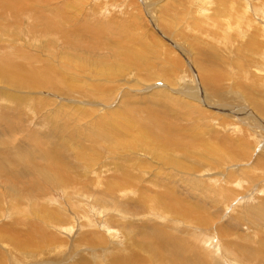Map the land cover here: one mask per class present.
Masks as SVG:
<instances>
[{"label":"rangeland","instance_id":"obj_1","mask_svg":"<svg viewBox=\"0 0 264 264\" xmlns=\"http://www.w3.org/2000/svg\"><path fill=\"white\" fill-rule=\"evenodd\" d=\"M263 49L264 0H0V264L147 261L155 241L264 264ZM43 204L73 232L45 226ZM40 224L63 241L18 250Z\"/></svg>","mask_w":264,"mask_h":264},{"label":"bare ground","instance_id":"obj_2","mask_svg":"<svg viewBox=\"0 0 264 264\" xmlns=\"http://www.w3.org/2000/svg\"><path fill=\"white\" fill-rule=\"evenodd\" d=\"M25 1V0H24ZM192 4V3H191ZM72 7V6H71ZM70 8V7H69ZM75 9V8H74ZM232 9V8H231ZM233 10V9H232ZM193 14L194 15H196V12L195 11H193ZM71 15V14H70ZM74 15V14H73ZM73 15H71V17H73ZM76 18V17H75ZM196 18H197V16H196ZM206 19H209V17L208 18H206ZM73 21V20H72ZM74 21H75V19H74ZM176 21V20H175ZM177 23V22H176ZM178 23H180V22H178ZM154 26V25H153ZM174 26V25H173ZM172 26V27H173ZM258 28V30H259V28L260 27H257ZM253 30V29H252ZM260 31V30H259ZM159 32H160V34H161V36H162V33H161V31L159 30ZM158 32V33H159ZM253 33V34H252ZM143 34V33H142ZM258 35H260V34H258ZM145 36V34H143V36H142V38ZM168 36V35H167ZM245 36H246V32H245ZM139 37V36H138ZM149 37V36H148ZM147 38V37H146ZM244 38V37H243ZM145 39V38H144ZM172 39V38H171ZM165 40H166V38H165ZM245 43H246V45H245V48L247 49V50H249V51H253L254 49H256V50H258L259 51V49L260 48H262V41L261 40H259V37L257 36V34H256V32L255 31H252L249 35L247 34V38L245 39V40H243ZM174 44V43H173ZM146 45V44H145ZM174 46V45H173ZM120 48V47H119ZM150 47L149 46H147L146 45V47H145V50H146V52L148 51V49H149ZM124 49V48H123ZM210 50V49H209ZM255 50V52H257ZM262 50V49H261ZM264 50V49H263ZM134 51V50H133ZM263 52V51H262ZM167 53V52H166ZM212 53V52H211ZM211 53H209V54H211ZM264 53V52H263ZM134 54V53H133ZM127 55V54H126ZM172 55V54H171ZM212 56V55H211ZM211 56H209V55H206V58H205V60H203V61H201L200 62V64H205L208 60H207V58L208 57H211ZM117 58V57H116ZM174 60V59H173ZM164 62V61H163ZM214 65V64H213ZM212 65V66H213ZM26 66V65H25ZM162 66V65H161ZM177 66H178V63H177ZM28 68V67H27ZM172 68V67H171ZM170 68V70H172ZM174 68H175V66H174ZM173 68V69H174ZM210 68V67H209ZM213 68H215V67H213ZM19 69V68H18ZM170 70H169V72H170ZM213 70V69H212ZM162 71V70H161ZM166 72V71H165ZM176 74V73H175ZM216 75V74H215ZM21 76V75H20ZM55 76V75H54ZM53 77V76H52ZM57 77V76H56ZM212 77H213V75H212ZM53 78H55V77H53ZM211 78V77H210ZM59 79V78H58ZM61 79V78H60ZM201 79H202V77H201ZM53 80V79H52ZM204 80H209L208 79V76H205L204 75V77H203V80H202V83H203V81ZM210 84V83H209ZM200 85V87H201V84H199ZM245 86V85H244ZM246 87V86H245ZM250 88H252V87H250ZM195 89V88H194ZM193 89V90H194ZM254 89V88H253ZM196 91V90H195ZM200 91V90H199ZM197 92V91H196ZM195 92V93H196ZM204 93V92H203ZM250 93V92H249ZM197 94V93H196ZM202 95H204V94H202V91H201V95H200V99H201V102H202V100H203V98H202ZM194 96H196V95H194ZM183 97V96H182ZM259 97V96H258ZM183 99V98H182ZM257 102H258V104L260 105L259 107H260V109H261V111H262V113L264 114V104H263V102H262V100H260V98H258V100H257ZM185 103V102H184ZM190 105V104H189ZM195 105V104H194ZM206 105L207 106H209V103H206ZM259 109V108H258ZM259 111V110H258ZM260 112V111H259ZM120 118V117H119ZM124 120V119H123ZM115 122V121H114ZM119 122V121H118ZM124 122V121H123ZM127 122V121H126ZM118 124V123H117ZM157 124V123H156ZM160 125V124H159ZM148 126V125H147ZM172 126V125H171ZM123 127H124V125H123V123H120L119 122V124L117 125V127H111V128H113L114 129V131L115 130H117V128H119L121 131H123L124 129H123ZM126 128H128L129 129V131H127V132H124L126 135H127V138H130V139H132V143L134 144V142H133V139H134V137H133V135H132V130H133V124H129V125H126L125 126ZM148 127H150V126H148ZM159 127H161V125L159 126ZM158 127V128H159ZM161 129V128H160ZM150 130V129H149ZM148 129L146 130V129H144V128H139V127H135V134H137V136H139V138H144V140H147V141H149V135H151L153 138H154V133H153V131H149ZM108 131V130H107ZM106 130H103L102 132H103V134L104 135H108V134H110L109 132H107ZM125 131V130H124ZM168 131V130H167ZM173 132V131H172ZM178 132V131H177ZM114 133V132H113ZM157 133H159V132H157ZM147 134H149V135H147ZM168 134V133H167ZM171 134V133H170ZM173 134H176V133H173ZM190 133H188V135H189ZM164 135V134H163ZM110 136L112 137V134H110ZM136 136V137H137ZM170 136V135H169ZM168 136V137H169ZM173 136H175V135H173ZM126 137V136H125ZM155 137H157L156 135H155ZM162 137V136H161ZM171 137V136H170ZM177 137V136H176ZM99 138V137H98ZM138 138V139H139ZM172 138V137H171ZM170 138V139H171ZM159 139V138H158ZM96 140V139H95ZM99 140V139H98ZM198 140V139H197ZM154 141H155V138H154ZM171 141V140H170ZM174 141V143L175 142H177L176 140H172L171 142H173ZM126 142H127V140H126ZM143 142H146V141H143ZM168 142H169V140H168ZM146 144H147V142H146ZM170 144H172V143H170ZM129 145V144H128ZM132 145V144H131ZM140 145V144H139ZM149 145H151V144H149ZM130 146V145H129ZM226 146V145H225ZM207 147L209 148V145H207ZM133 148H134V146H133ZM132 148V149H133ZM223 149V147H222V145H220V147L218 148V150H217V152H216V160H218V158H219V152L221 151ZM134 151V150H133ZM221 153L222 154H224L225 153V150L223 151H221ZM3 155H0V170H2L3 169V166L4 165H2L1 164V162L2 163H5L6 165V170L8 169L9 170V168H8V165L9 166H12V163H10V161H8V158H6V157H4ZM232 157H234V156H232ZM169 160V159H168ZM100 161V160H99ZM141 161V160H140ZM181 161V160H180ZM179 161V162H180ZM169 162V161H168ZM15 164V163H14ZM175 164H177V163H175ZM185 164V163H184ZM169 165H170V163H169ZM261 165V164H260ZM264 165V164H263ZM144 166H145V164H144ZM177 166H178V164H177ZM184 166V165H183ZM15 167H18V165L17 164H15ZM180 167H182V166H179V168ZM11 168V167H10ZM95 168H96V166H95ZM186 169V168H185ZM122 170V169H121ZM3 171V173H5L6 175H8L9 174V172H4V170H2ZM126 171V170H125ZM71 172V171H70ZM251 174H253V172L251 173ZM250 174V175H251ZM20 175V174H19ZM23 175H25V174H23ZM252 176V175H251ZM13 177V176H12ZM30 177V176H29ZM179 177V176H178ZM66 178V177H65ZM123 179V178H122ZM86 180V179H85ZM128 180H130V179H128ZM27 183V182H26ZM68 183V182H67ZM66 183V184H67ZM29 184V183H28ZM123 184V183H122ZM80 187V186H79ZM118 187H119V185H118ZM102 191H103V189H102ZM70 193H72V191L70 190L69 191ZM106 195V194H105ZM108 197V196H107ZM109 200V199H108ZM110 201V200H109ZM116 201H117V199H116ZM42 202V201H41ZM17 203V202H16ZM182 203V202H181ZM114 204H116V202H112V203H110L109 205L111 206H109V208H112L113 206H114ZM116 205H118V204H116ZM45 206H48V205H45V204H43L42 205V207L41 206H37V210L38 209H40V214H42L43 213V219H44V221H45V223H46V225L45 226H48V225H50V224H62V225H65L64 226V229H66V230H69L68 232L70 233V232H73V230H74V227L73 226H71L70 228H69V226H70V224H72V223H74V222H72L73 221V219L71 218V217H65L64 215H61L60 214V216H61V218H59L58 217V214H59V212L57 211V208H54L53 210H50V211H46V207ZM62 206V205H61ZM108 206V205H107ZM181 207L182 208H186L187 209V206L186 205H183V204H181ZM180 207V208H181ZM14 208H15V205H14ZM179 208V209H180ZM17 209V211H18V208H16ZM113 209H115V208H113ZM186 209H183V210H177V212L178 211H183V215L181 214V215H179L180 217H181V219H179L180 220V222L181 223H186L187 221H189L191 218H192V215H190L189 216V214L187 213L188 212V209L186 210ZM170 210H172V207H170ZM174 210V209H173ZM184 210H186V212L184 211ZM193 210V209H192ZM39 211V210H38ZM62 211V210H61ZM118 211H120V210H118ZM176 211V210H175ZM195 212H196V210H194V212H193V214H195ZM19 214V213H18ZM23 214V213H22ZM191 214V213H190ZM178 216V217H179ZM77 217V216H76ZM75 217V218H76ZM179 217V218H180ZM185 218V219H183V218ZM40 218V217H39ZM74 218V221L76 220ZM192 220L194 221V223L195 224H197L198 222H200L201 223V227H202V224H203V222H204V220H202V219H193L192 218ZM42 221V220H41ZM77 221V220H76ZM42 223H43V221H42ZM205 224H210V223H208V222H206ZM69 225V226H68ZM32 226V225H31ZM193 226V225H192ZM37 227H41V229H40V232L39 233H37L36 234V232L34 233L33 232V230L34 229H37ZM200 227H198V228H196V229H199ZM158 231V230H157ZM155 232V231H154ZM159 232V231H158ZM27 234H26V236L25 237H23V239L22 240H20V241H18V244H17V248H18V250L19 249H29V248H32L33 250H37V251H39L38 249H40V246H42V248H44L43 247V245H47V244H51V243H54L55 241V238H56V240H58L59 242H61V241H63V240H61V239H58V237H55V235L56 234H54V233H48V231L44 228V224L43 225H36V226H33V227H30L28 230H27V232H26ZM160 234H161V231H160ZM159 233H158V235H160ZM163 234V233H162ZM58 236V235H57ZM163 236V235H162ZM165 236V235H164ZM83 237H84V234H82L81 236H80V238H79V240H81V239H83ZM161 237V236H160ZM166 237V236H165ZM59 238H61V237H59ZM161 238H163V237H161ZM192 238V237H191ZM190 238V239H191ZM165 239V238H164ZM160 240V239H159ZM92 242L94 243L95 242V240L93 239L92 240ZM181 242V241H180ZM180 242H175V243H168V244H171L170 246H168V247H164L163 245H162V243H157L156 241H155V243H156V247H147V246H145L144 244H142V247L145 249V250H147V251H150L151 252V254H150V259L149 260H145V259H143L142 257H140L137 253H132L131 255H130V257L127 259V261L126 262H128V261H131V262H128V263H126V264H199V263H201V262H204V261H201V252L200 251H198V253L196 252L195 253V251L194 252H192V249H190V251H188L187 253H186V255L184 254V251H185V246L183 245V244H181ZM15 244H16V242H15ZM146 244V243H145ZM150 244V243H149ZM190 246V245H189ZM188 246V247H189ZM48 247V246H47ZM193 248H194V246H193ZM150 249V250H149ZM25 250H24V252H25ZM41 250V249H40ZM44 250H46V249H44ZM50 250V249H49ZM49 250L48 251H46V253L48 254L49 253ZM30 251H31V249H30ZM42 251V250H41ZM187 251V250H186ZM256 252L255 253H257L258 252V254L259 253H264V250H262V251H259V250H255ZM254 253V252H253ZM28 256H29V254L28 253H26ZM45 254V253H44ZM173 254V255H172ZM46 255V254H45ZM80 255V254H79ZM256 255V254H255ZM174 256V257H173ZM185 256V257H184ZM263 256H264V254H263ZM262 256V257H263ZM36 257V258H35ZM47 256H45V259H48L47 261H39L40 263L39 264H52V262L55 264V262H58L57 264H60V263H63L64 262V260L66 259V257H63V260H60V259H57V258H46ZM171 257V258H170ZM243 257V256H242ZM246 257V256H245ZM42 259V258H44V255H42V253H40L39 255H30V260L31 261H28V262H32L33 263V260H35V259ZM174 258H175V261L176 262H174ZM123 259H126V258H123ZM122 259V260H123ZM58 260V261H57ZM84 260V258H81L80 259V263H82V261ZM48 261H51V262H48ZM96 261H98L99 262V260H97V258H96ZM21 262V261H20ZM47 262V263H46ZM19 264V263H18Z\"/></svg>","mask_w":264,"mask_h":264}]
</instances>
